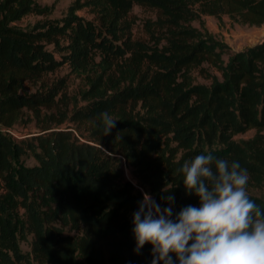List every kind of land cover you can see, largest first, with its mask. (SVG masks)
Masks as SVG:
<instances>
[{"label": "trees", "instance_id": "16d2710c", "mask_svg": "<svg viewBox=\"0 0 264 264\" xmlns=\"http://www.w3.org/2000/svg\"><path fill=\"white\" fill-rule=\"evenodd\" d=\"M133 4L158 11L160 33L149 43L130 38ZM195 4L217 18L264 23V0H72L58 20L21 25L53 5L0 0V264H152L151 245L134 252L132 214L145 194L162 208L172 195L174 215L198 207L177 169L202 153L246 168L249 195L264 208V195L252 193L264 186V38L224 61L227 45L190 24ZM84 7L97 11L106 35L76 14ZM127 52L133 62L116 64ZM65 63L95 72L80 91L84 104L54 116L62 87L45 78ZM195 68L208 83L195 81ZM24 111L40 130L14 142L6 129ZM102 112L117 120L107 135ZM65 119L86 135L54 126ZM248 129L250 138H234ZM25 150L35 165L18 163ZM76 226L79 234H68Z\"/></svg>", "mask_w": 264, "mask_h": 264}, {"label": "clouds", "instance_id": "9594fccd", "mask_svg": "<svg viewBox=\"0 0 264 264\" xmlns=\"http://www.w3.org/2000/svg\"><path fill=\"white\" fill-rule=\"evenodd\" d=\"M99 116L107 135L117 120L107 112ZM177 172L199 206L174 215L172 195L162 198L168 204L162 208L145 194L132 214L134 252L151 245L152 264H264V208L249 195L248 170L209 152Z\"/></svg>", "mask_w": 264, "mask_h": 264}, {"label": "rangeland", "instance_id": "374dc122", "mask_svg": "<svg viewBox=\"0 0 264 264\" xmlns=\"http://www.w3.org/2000/svg\"><path fill=\"white\" fill-rule=\"evenodd\" d=\"M38 5H53L52 10L48 15L41 14H29L24 17L21 21V25L26 23H34L37 20L44 18L47 19H60L67 11V7L72 0H34ZM198 4H195L194 8L199 14L198 18L190 22L191 25L201 29L202 31H207L211 33L215 39L227 45V49L222 54L224 61L227 60L231 52L239 51L248 46H252L264 38V23L260 25H248L233 21L229 18L227 14H221L220 18L214 17L212 15L203 13L199 10ZM76 14L81 17V19L87 23L96 33L106 35L105 27L100 22L97 15V11L90 7H84L76 11ZM158 11L156 9L142 6L140 4H133L129 13V19L131 21L130 38L133 40H140L149 43V33L159 34L160 29L154 24V21L158 19ZM126 34L122 35L124 38ZM58 56V54H57ZM91 59L94 63H97L100 59V55L97 51L93 52ZM121 61L133 62L131 58V53L127 52L126 55L116 61V64ZM201 67L209 68V71H213V68L209 67L206 62L201 64ZM94 70L87 73L81 74L71 71L67 63L60 66L55 71L48 73L46 76L47 83L61 85V90L59 95L56 97L55 105L52 107L51 113L57 116L60 113H69L76 106H82L84 101L80 98V91L85 89L88 82L94 76ZM192 75L196 82L208 83L209 79L205 78L199 71V68L192 70ZM29 90H34L35 85H28ZM139 105H135L134 109L137 110ZM54 125V124H53ZM59 128H65L73 131L75 137H79V133L86 135L83 132L81 125H77L65 119L58 125H54ZM10 137L14 142H19L20 140L27 139L31 134L36 133L40 130L39 126L35 123L31 114L28 111H24L22 115V120L16 123L12 128H10ZM254 134V129H248L247 131L237 134L234 136L235 139H247ZM174 144H172L173 146ZM178 152L176 155H178ZM121 166L127 177L130 176V169L125 166L124 160L121 159ZM18 163L23 166H32L36 164V161L29 150H25L19 157ZM1 194L3 192H0ZM254 194L264 195V186L259 189L252 190ZM68 234L75 236L79 234L77 226L68 232ZM29 238L19 239V248L21 251L26 252L29 250L28 245Z\"/></svg>", "mask_w": 264, "mask_h": 264}, {"label": "built area", "instance_id": "2783aa9c", "mask_svg": "<svg viewBox=\"0 0 264 264\" xmlns=\"http://www.w3.org/2000/svg\"><path fill=\"white\" fill-rule=\"evenodd\" d=\"M8 132H9V134L11 133V130H10V128L9 129H6Z\"/></svg>", "mask_w": 264, "mask_h": 264}]
</instances>
